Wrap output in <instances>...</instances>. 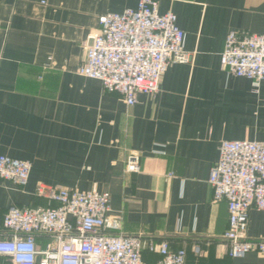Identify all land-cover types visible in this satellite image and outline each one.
<instances>
[{"label":"crops","instance_id":"1","mask_svg":"<svg viewBox=\"0 0 264 264\" xmlns=\"http://www.w3.org/2000/svg\"><path fill=\"white\" fill-rule=\"evenodd\" d=\"M176 15L186 63L170 64L154 96L128 106L98 80L77 74L106 13L138 0H0V156L28 161L25 187L0 178V229L11 207L45 206L38 184L107 192L122 234L184 249V264H264L230 258L225 201L207 182L221 141L264 142V80L220 68L227 34H264V0H157ZM139 170L125 171L131 152ZM264 240V213L251 208L246 231ZM46 239H39L43 248ZM158 255L142 251L144 264ZM0 264H14L0 255Z\"/></svg>","mask_w":264,"mask_h":264},{"label":"built area","instance_id":"2","mask_svg":"<svg viewBox=\"0 0 264 264\" xmlns=\"http://www.w3.org/2000/svg\"><path fill=\"white\" fill-rule=\"evenodd\" d=\"M98 29L86 47L77 74L98 80L107 93L119 94L128 106L138 94L154 96L167 67L186 63L183 31L176 15L160 13L157 0H138L135 8L98 17ZM220 68L231 77L255 84L264 80V34L229 32ZM28 161L0 156V178L25 187ZM139 170V155L131 152L125 171ZM212 201H225L228 227L223 233L230 258L249 252L264 256V240H250L246 231L253 207L264 213V142L228 141L218 146L210 168ZM34 195L45 206L11 207L0 229V255L14 264H144L142 251L158 255L155 264H184L185 250L171 251L164 240L143 239L120 232L121 218L110 214L107 192H80L38 184ZM46 239L43 248L38 240Z\"/></svg>","mask_w":264,"mask_h":264},{"label":"water","instance_id":"3","mask_svg":"<svg viewBox=\"0 0 264 264\" xmlns=\"http://www.w3.org/2000/svg\"><path fill=\"white\" fill-rule=\"evenodd\" d=\"M90 43H91V41H90Z\"/></svg>","mask_w":264,"mask_h":264}]
</instances>
